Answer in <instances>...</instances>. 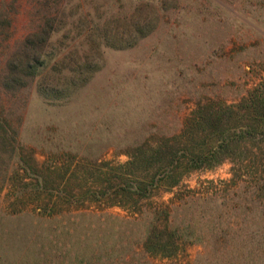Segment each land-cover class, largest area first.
<instances>
[{"label":"rangeland","instance_id":"1","mask_svg":"<svg viewBox=\"0 0 264 264\" xmlns=\"http://www.w3.org/2000/svg\"><path fill=\"white\" fill-rule=\"evenodd\" d=\"M3 1L11 26L0 33V264H111L89 258L105 241L127 243L128 229L112 224L115 218L135 221V233L145 212L231 177L230 161L191 171L136 209L87 193L116 180L121 171L109 165L129 160L137 143L179 133L199 101H236L264 81V0H156L148 35L128 48H103L102 68L67 100L52 103L35 81L2 89L6 60L35 24L29 0ZM73 1L104 20L130 13L137 2ZM202 253L201 243L180 244L169 257L136 243L128 254L147 264H197Z\"/></svg>","mask_w":264,"mask_h":264},{"label":"trees","instance_id":"2","mask_svg":"<svg viewBox=\"0 0 264 264\" xmlns=\"http://www.w3.org/2000/svg\"><path fill=\"white\" fill-rule=\"evenodd\" d=\"M29 1L34 29L6 60L1 85L14 92L35 81L37 92L50 103L67 100L102 68L103 48L133 46L154 29L158 17L156 0H137L130 13L108 20L73 0ZM4 7L0 0V10ZM10 26L11 18L1 10L0 33ZM128 157L125 163L109 165L121 171L116 180L101 192L88 190V195L136 209L157 189L178 186L191 171L230 161L231 177L205 181L168 208L145 212L140 221L144 228L135 233L130 228L135 221L115 218L112 224L128 229L127 243L105 241L103 252L89 261L147 264L128 254L134 244L142 243L148 254L169 257L180 244L201 243L197 264H264V81L236 101H199L179 133L146 138Z\"/></svg>","mask_w":264,"mask_h":264}]
</instances>
